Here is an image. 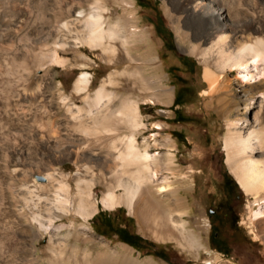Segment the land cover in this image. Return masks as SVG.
Listing matches in <instances>:
<instances>
[{
    "label": "rangeland",
    "instance_id": "374dc122",
    "mask_svg": "<svg viewBox=\"0 0 264 264\" xmlns=\"http://www.w3.org/2000/svg\"><path fill=\"white\" fill-rule=\"evenodd\" d=\"M26 2L0 0V78L13 80L0 89V264H56L60 260L72 264L82 260L83 251L101 253L106 246L116 255L117 264L123 259L140 264H264V229L250 211L256 203L226 162V120L214 104H205L210 96L205 65L192 47L196 42L194 26L181 11L182 3L106 0L102 3L106 9H101L105 27L118 17L119 27H123L124 15L129 12L132 18L128 23L137 28V35L123 39V31L115 33L105 39L106 48L92 49L87 41L86 15L95 0H32L30 6ZM159 15L172 31L174 44L155 31L154 19ZM51 28H55L52 33ZM40 29L45 35L36 36ZM16 32L19 36L15 38ZM6 56H11V61ZM145 64L157 68L155 73L169 88L159 100L144 97L140 76ZM82 71L88 72L90 82L78 91L75 80ZM22 73L27 78L17 80ZM234 74L240 75L236 70L226 72L224 80ZM102 82L115 95L111 107L130 110L131 105H124L121 96L137 104L136 127L123 128L121 134L132 131L142 151L146 147L159 151V159L151 164L156 174L146 179L148 206L136 200L131 206L106 207L101 196L110 178L101 164L92 161V170L87 171L81 160L73 161L66 152L58 154L64 150L52 149L48 135L63 136L72 131V122L81 127L75 106L90 103ZM183 83L189 92L183 97L186 102L175 105L176 91ZM20 87L26 88L25 94H18ZM263 112L264 103L261 108L255 105L251 119ZM84 119L88 122L90 117ZM37 123L43 125L47 143L35 133ZM99 140L96 150L101 161L110 140ZM226 171L237 182L235 215L245 232L229 255L208 243L209 210L224 198L222 175ZM61 183L64 189L68 186V195L58 189ZM164 183L166 190H160ZM79 188L89 192L82 203ZM56 190L61 198H53ZM115 190L122 192L121 187ZM162 207L165 214L158 216ZM38 213L45 216L44 223L51 221V230L33 217ZM105 216L112 229L126 226L150 245L135 248L119 240L114 230L100 233L97 228L106 229L99 223ZM73 245L77 246L74 255ZM156 247L162 251H155Z\"/></svg>",
    "mask_w": 264,
    "mask_h": 264
},
{
    "label": "bare ground",
    "instance_id": "6f19581e",
    "mask_svg": "<svg viewBox=\"0 0 264 264\" xmlns=\"http://www.w3.org/2000/svg\"><path fill=\"white\" fill-rule=\"evenodd\" d=\"M170 1L182 3L181 11L187 14L186 18L194 26L196 42L193 43L192 47L205 65L203 74L208 82L207 90L210 95L205 104L208 106L214 104L216 111L226 120L224 136L226 162L241 187L248 195L253 196V202L256 205L250 207L251 216L257 219L260 228L264 229V115L256 113L251 119L253 107L259 105L261 108L264 103V0ZM105 2L106 0H95L86 15V22L89 26L87 41L92 49L106 48L105 39L110 38L115 33L120 34L123 31V39H126L127 36L134 37L137 35V28L131 27L128 23L132 18L129 12L124 15L125 24L123 27H119L118 24L120 17L105 27L104 16L101 12V9H106L102 5ZM125 2L133 3V0H125ZM26 4L32 5V0H27ZM167 11L171 18L173 14L169 8ZM80 12L85 15L83 10ZM61 25L63 26L64 22ZM42 29L37 32L36 36H40V33L43 32ZM53 29H50V33ZM196 29H198V35H196ZM17 36L19 35L16 32L15 38ZM18 40L16 39L14 43H17ZM6 57L8 61H11V56ZM144 66L140 76L144 92H146L144 97L159 100L164 92H169V88L163 85L162 77L155 73L157 68H150L149 64ZM234 70L240 75L234 74L233 77L224 80V74ZM23 71L27 75L28 69L24 68ZM22 75L16 79L20 81L27 78L24 73ZM88 75L87 71H82L77 76L75 80L76 90L80 91L87 88L90 82ZM12 82L10 78L9 80L4 79V77L0 78V89ZM106 87V83L102 82L95 89L90 103L88 100L85 107L75 106L74 112L80 118L81 127L72 122L70 124L72 131L63 133V136L48 135V138L51 136L49 140L52 141L53 150H64V153L59 151L58 154L64 155L66 152L69 156L71 155L73 161L81 160L87 171L92 170L93 165L91 164L92 161H95L96 165L101 164L108 172L109 177L107 178H110V182L107 191L101 196L103 205L108 208H114L121 203L131 206L137 200L143 201L144 205L148 206L150 194L146 179L147 175L151 178L156 174V171L152 170L151 164L159 159L156 156L159 151L152 152L148 147L142 151L138 147L132 131L129 134H121L123 128L136 127L137 104L128 96H121L120 99L124 105H131L130 110H128L129 108L122 110L123 106L111 107L115 95L107 91ZM25 89L22 87L18 94H25ZM152 101L150 100V102ZM232 114H234L233 117H231ZM85 117H90L88 122L84 121ZM35 126V133L38 134L39 139L43 143H47L45 137L47 134L42 130L43 125L37 123ZM100 138L110 140L109 146L106 147V156L101 161H99V157L102 156H98L96 150L98 148L96 144L101 141ZM81 150L87 151L88 154ZM86 161L90 162V165H86ZM66 187L64 189V183H61L58 189L63 190L66 192L65 195H68V186L66 185ZM115 187H121L122 192L116 193ZM160 190H166V183L160 186ZM55 192L57 193L54 194L53 198H61L59 196L60 191L56 190ZM77 194L79 203L83 202L85 196H89V192L86 193L82 188H79ZM43 198L48 199L49 197L44 196ZM165 211L163 207L162 210L161 208L157 210L158 216H164ZM33 217L39 220L43 228L51 230V221L48 224L44 223L46 222L45 216L38 213ZM51 248L55 249L53 246ZM72 248L71 254L74 255L77 246L73 245ZM104 248L105 252L96 254L85 250L82 252V260H75L72 264H117L116 255L110 250L108 251L107 246ZM57 262L62 264V260ZM118 264L140 263L123 259Z\"/></svg>",
    "mask_w": 264,
    "mask_h": 264
},
{
    "label": "flooded vegetation",
    "instance_id": "af4514ba",
    "mask_svg": "<svg viewBox=\"0 0 264 264\" xmlns=\"http://www.w3.org/2000/svg\"><path fill=\"white\" fill-rule=\"evenodd\" d=\"M222 186L225 192H227L223 177ZM225 197L226 193L223 199H225ZM223 199H218L214 204V208L209 210L210 228L208 232V243L214 250L229 255L236 250V246L239 241L245 238V232L240 227L239 218L235 217L236 211L234 206H232V212L225 211V209L221 206V201H223ZM134 232L135 231L129 229L126 232H122L118 227H116L114 231L117 237L124 235V237L134 245L143 246L147 244L145 240H141L139 237L135 236L133 234ZM154 250L158 252L162 251V248L156 247Z\"/></svg>",
    "mask_w": 264,
    "mask_h": 264
},
{
    "label": "trees",
    "instance_id": "16d2710c",
    "mask_svg": "<svg viewBox=\"0 0 264 264\" xmlns=\"http://www.w3.org/2000/svg\"><path fill=\"white\" fill-rule=\"evenodd\" d=\"M154 27H155V31L157 32V34L159 36H161L165 41H170L173 43V33L170 30V28L165 24L162 15L156 16L154 19ZM174 44V43H173ZM173 47V46H172ZM174 48V47H173ZM183 63L185 64L184 60ZM186 65V64H185ZM188 89H187V85L186 83H183L179 86V88L176 91L175 94V98H174V104H183L184 102H186L185 99H183V97L188 94ZM175 136H178V134H176L175 132ZM223 179H224V184L227 188V192H226V197L225 199H223V201H221V206L225 209V211L227 212H232V206L235 205L234 203H236L237 201V196H235V191L237 189V182L236 180L233 178V176L229 173V172H224V174L222 175ZM222 208V209H223ZM98 214H95L93 216V221L95 220V218H97ZM235 217H237L235 215ZM233 219V218H232ZM234 220V219H233ZM232 220V221H233ZM100 224L103 225V227H105L106 229H102L100 230L99 228H97V230L102 233V234H108V230H114L115 228L112 229V224L110 223V221L105 217H102L101 220L99 221ZM122 232H126L128 230V228L126 226H119L118 227ZM106 230V231H105ZM135 236L139 237V239L141 240H145V238H143L141 235H139L138 233L134 232L133 233ZM119 240L125 241L127 243H129L130 245L134 246L135 248H140V246L138 245H134L132 242H130L127 238L124 237V235L122 236H118L117 237ZM146 243L149 244L148 241H146ZM150 245V244H149ZM157 255H160L158 253H156Z\"/></svg>",
    "mask_w": 264,
    "mask_h": 264
}]
</instances>
